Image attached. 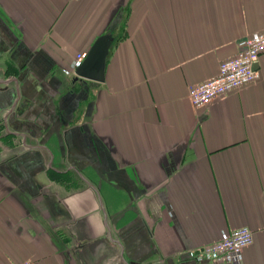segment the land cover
I'll return each instance as SVG.
<instances>
[{"label":"crops","instance_id":"crops-1","mask_svg":"<svg viewBox=\"0 0 264 264\" xmlns=\"http://www.w3.org/2000/svg\"><path fill=\"white\" fill-rule=\"evenodd\" d=\"M263 28L264 0H0V264H216L191 254L241 226L264 264V53L188 92Z\"/></svg>","mask_w":264,"mask_h":264},{"label":"built area","instance_id":"built-area-1","mask_svg":"<svg viewBox=\"0 0 264 264\" xmlns=\"http://www.w3.org/2000/svg\"><path fill=\"white\" fill-rule=\"evenodd\" d=\"M238 52L221 61L216 76L191 85L188 92L192 104L205 105L227 92L256 80L259 70L255 67L264 53V28L250 32L239 40ZM87 52L77 54V67L85 58ZM254 240V232L248 226L233 230H223L215 242L200 246L193 250L192 257L196 261L210 260L216 264H241L244 248ZM17 264H36L32 259H26Z\"/></svg>","mask_w":264,"mask_h":264},{"label":"water","instance_id":"water-1","mask_svg":"<svg viewBox=\"0 0 264 264\" xmlns=\"http://www.w3.org/2000/svg\"><path fill=\"white\" fill-rule=\"evenodd\" d=\"M110 41V36L101 35L93 42L84 60L75 69L78 76L104 80V68Z\"/></svg>","mask_w":264,"mask_h":264}]
</instances>
